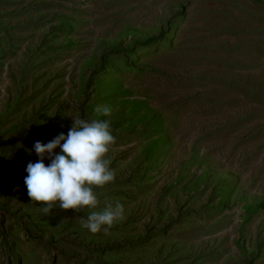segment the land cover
<instances>
[{"label":"rangeland","instance_id":"rangeland-1","mask_svg":"<svg viewBox=\"0 0 264 264\" xmlns=\"http://www.w3.org/2000/svg\"><path fill=\"white\" fill-rule=\"evenodd\" d=\"M73 118L116 137L107 233L27 195ZM0 264H264V0H0Z\"/></svg>","mask_w":264,"mask_h":264},{"label":"clouds","instance_id":"clouds-1","mask_svg":"<svg viewBox=\"0 0 264 264\" xmlns=\"http://www.w3.org/2000/svg\"><path fill=\"white\" fill-rule=\"evenodd\" d=\"M94 111L97 116L110 117L112 108L98 105ZM115 140L109 119L73 118L67 134L61 132L47 143L35 142L33 150L39 159L27 164L24 178L30 200L43 205L45 215L57 206L76 212L93 209L81 220L82 227L92 234L107 233L125 214L119 201L107 199L103 208L94 210L100 205L95 189L114 183L116 178L107 158ZM45 158L50 160L47 165Z\"/></svg>","mask_w":264,"mask_h":264}]
</instances>
